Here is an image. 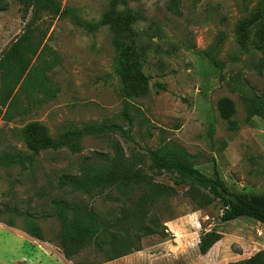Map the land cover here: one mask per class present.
I'll return each instance as SVG.
<instances>
[{
	"label": "rangeland",
	"instance_id": "obj_1",
	"mask_svg": "<svg viewBox=\"0 0 264 264\" xmlns=\"http://www.w3.org/2000/svg\"><path fill=\"white\" fill-rule=\"evenodd\" d=\"M168 2L0 0V264H232L264 251V224L223 222L218 202L204 204L189 185L174 184L176 174L152 170L147 154L186 160L208 176L217 168L231 190L264 194V117L248 111L264 96V73L255 70L264 0H180L178 14ZM80 21L99 26L88 31ZM28 26L33 47L20 48L19 65L9 53ZM43 51L56 64L46 75L51 97L27 82ZM138 71L148 80L130 99L133 141L110 133L84 137L76 153L31 147L37 134L55 139L91 123L129 128L124 90ZM117 142L157 194L144 184L91 194L59 188L62 175L107 170ZM18 153L31 160L10 162ZM53 199L92 210L110 245L90 239L66 258L61 238L84 212L55 210ZM205 232L221 240L201 254Z\"/></svg>",
	"mask_w": 264,
	"mask_h": 264
},
{
	"label": "trees",
	"instance_id": "obj_2",
	"mask_svg": "<svg viewBox=\"0 0 264 264\" xmlns=\"http://www.w3.org/2000/svg\"><path fill=\"white\" fill-rule=\"evenodd\" d=\"M168 10L173 14H178L180 12V0H169ZM79 23L88 31H94L95 28L99 26V24L93 25L82 21ZM31 32H33L32 26H28L27 32L9 53V60H14L19 65L22 64L24 58L20 57V48L22 46L33 47ZM222 40L223 36L221 35L220 42L209 53L211 62L214 64H219L214 53ZM258 45L264 48V31L259 34ZM44 52L45 51L41 52L38 57V66L28 74L27 82L44 96L51 97L56 94V90L49 86L46 75L53 70L56 64L46 59L44 57ZM255 70L258 74L264 73V53H262L261 58L255 64ZM137 73L136 82H131L130 86L124 90L123 115L128 120L129 128L126 129L122 125L116 123H91L81 128L69 129L55 139L46 135L37 134L31 140V147H34L35 150H61L66 148L76 153L79 151L80 142L84 137L110 133H120L126 139L133 141L131 132L133 130L134 116L130 112V99L139 95L138 87L142 86L148 80L140 71ZM248 111L251 115L264 117V96H258L251 101V103L248 104ZM114 148L116 155L113 159H109L110 167L107 170L98 173L85 171L78 176L62 175L58 179L59 188L68 187L75 192L91 194L93 191L100 192L108 187H128L144 184L151 186L152 194H157L159 192V186L144 173L141 166L129 163V160L125 157L123 152L121 153V146L118 142ZM147 154L150 159V167L152 170L176 174L177 178L174 180V184L178 186L183 184L189 185L191 192L199 196L204 204L218 202L221 205V220L223 222H231L240 218H250L264 224V194L236 192L231 190L221 178L217 168H215L213 176H208L186 160L168 158L151 149L147 151ZM30 160L31 156L23 153L14 154L9 159L10 162L17 163H24ZM50 205L53 209L59 211L68 209L69 206L72 207L74 211L84 212L83 218H75L70 224H67L61 238L62 248L66 258L74 257L85 245L86 241L90 239L98 238L99 242H101V248L110 245L103 240L105 232L103 231V224L101 223L102 219L92 210H88L84 205L79 207V204L76 202L68 203L61 199L51 200ZM31 227L34 229L31 235L37 239H42L37 228L33 226V224H31ZM219 240H221V235L217 232L203 233L198 245L200 253L206 254ZM118 257L120 256H112L110 260H114ZM232 264H264V251L256 253L247 260Z\"/></svg>",
	"mask_w": 264,
	"mask_h": 264
}]
</instances>
